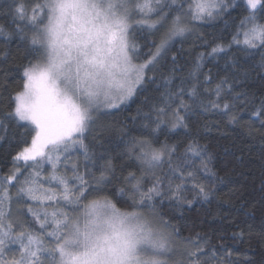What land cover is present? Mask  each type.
I'll list each match as a JSON object with an SVG mask.
<instances>
[{"label":"snow or ice","instance_id":"snow-or-ice-1","mask_svg":"<svg viewBox=\"0 0 264 264\" xmlns=\"http://www.w3.org/2000/svg\"><path fill=\"white\" fill-rule=\"evenodd\" d=\"M237 9L242 14L229 47L243 45L252 58L259 54L264 69V0H12L7 5L0 18L11 20L0 25V37L5 45L17 40L21 62L17 65L11 50L0 48V78L6 90L18 69L20 82L0 99V141L13 127L25 132L12 157L21 166L0 182V264H219L204 237H181L161 209L164 200L176 208L191 205L185 196L189 183L198 197L207 200L211 194L200 178L201 171L214 175L204 158L207 146L191 140L178 155L179 142L159 138L162 125L188 129L192 105L203 104L196 85L187 90L191 104L184 100L183 84L145 96L136 115L126 118L131 127L114 129L100 116L146 91L155 79L148 71L177 37L192 32L193 21L224 19ZM137 32L151 37L152 48L141 63L135 62L140 59ZM218 51L224 48H212ZM201 66L198 59L194 72ZM240 75L233 73V83ZM210 80V74L204 76L205 83ZM227 83L225 77L216 85L217 100H224ZM231 100L208 104L227 114L250 103L246 92H236ZM252 115L264 116V103ZM229 122L238 123L237 115ZM114 131L121 137L118 153L107 146ZM74 152L83 162L71 160ZM44 165L51 171L42 182ZM52 183L55 188L45 187ZM10 187L16 188L14 195ZM13 200L21 205L15 214ZM260 235L264 240V231ZM246 264L256 261L249 258Z\"/></svg>","mask_w":264,"mask_h":264},{"label":"trees","instance_id":"trees-1","mask_svg":"<svg viewBox=\"0 0 264 264\" xmlns=\"http://www.w3.org/2000/svg\"><path fill=\"white\" fill-rule=\"evenodd\" d=\"M11 3L12 0H0V13L6 12L7 5ZM241 14V10L237 9L231 10L230 15L224 19L193 21L192 32L176 38L170 51L148 71V76H154L155 79L144 86L146 91H141L118 109L105 110L100 119L117 130L122 125L131 127L133 122L126 118L136 115L145 96H159L167 90L176 91L183 84L186 90L184 100L191 104L187 90L196 85L202 93L200 99L203 104L192 105V112L187 114L188 129L170 130V125H162L164 135L159 138L161 141L167 139L169 144L179 142L181 147L178 155L185 152L191 140H195L201 147L207 146L204 158L208 160L209 172L214 175L201 171L200 178L211 190V194L207 200L198 197L195 191L190 190L189 183L185 196L192 200L191 205L184 204L176 208L174 202L164 200L161 209L166 218L180 229L181 237H195L197 234L204 237L208 241L207 247L216 252L219 264H246L249 258L256 261V264H264V240L260 235L264 231V138L261 136L264 133V127L261 126L264 116L252 115V111L258 110L259 105L264 103V69L259 66V54L252 58L242 51L243 45L231 44L229 47ZM10 20V17L7 20L0 18V25L10 23ZM146 36V32L136 33V42L140 45V59L136 60L138 63L148 58L149 49L152 48L151 37L146 39ZM17 46L16 39L5 45L4 38L0 37V48L10 49L18 65L21 61L17 55ZM217 46L224 48V51L212 53V48ZM174 53L177 57L175 61L172 59ZM198 59L202 66L197 73L194 69ZM235 71L241 73L237 83H233ZM208 74L211 80L205 83L204 76ZM225 77L228 78V83L223 84L221 90L224 100H217L216 85ZM169 79L171 84L167 83ZM19 82L18 69L7 80L6 90L5 82L0 78V99L6 100L8 92L16 89ZM229 84H232L231 89ZM205 89L210 91L205 92ZM236 92H246L250 103L233 108L227 114L223 109H212L208 104L209 100L221 104L225 101L232 103L231 96ZM143 111L148 109L144 108ZM231 115H237L239 122L230 123ZM135 123L139 126L142 121L138 119ZM249 125L253 134L249 132ZM24 132V128L13 127L9 138L0 141V182L11 174L14 167L21 166L14 164L12 157L22 146L18 141ZM13 135L15 139H12ZM26 138L30 142V136ZM88 139L91 140L90 135ZM120 139L119 132L114 131L112 143L107 145L111 152L118 153L121 150L122 145L117 147ZM77 157L83 162V156L76 152L72 154L71 160L75 161ZM189 159H195L194 155L189 154ZM195 164L199 166L200 160L195 159ZM50 171V166L44 165V170L41 171L42 182ZM63 171L61 166V172ZM68 175H71L70 171ZM45 187L55 188V184H45ZM10 191L14 195L16 188L10 187ZM20 206L13 200L14 214L15 209ZM118 206L125 207L119 201ZM33 207L36 208L37 205L33 204ZM27 218L31 220V215ZM212 264H217V261L213 260Z\"/></svg>","mask_w":264,"mask_h":264},{"label":"rangeland","instance_id":"rangeland-1","mask_svg":"<svg viewBox=\"0 0 264 264\" xmlns=\"http://www.w3.org/2000/svg\"><path fill=\"white\" fill-rule=\"evenodd\" d=\"M178 38V37H177ZM241 39H242V37H241ZM136 63H138L137 61H135ZM17 164H19V163H17Z\"/></svg>","mask_w":264,"mask_h":264}]
</instances>
